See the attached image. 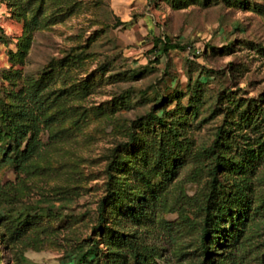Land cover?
Returning <instances> with one entry per match:
<instances>
[{
    "label": "rangeland",
    "instance_id": "rangeland-1",
    "mask_svg": "<svg viewBox=\"0 0 264 264\" xmlns=\"http://www.w3.org/2000/svg\"><path fill=\"white\" fill-rule=\"evenodd\" d=\"M0 36V106L35 84L42 102L37 153L23 171L0 163V264H75L92 244V264H260L264 154L242 180L217 171L246 211L216 218L207 149L221 127L233 162L264 139V0H0ZM164 37L182 49L158 54ZM152 112L181 144L173 173L136 217L105 209L97 225L113 155L139 168L138 144L166 129ZM207 204L219 224L205 249Z\"/></svg>",
    "mask_w": 264,
    "mask_h": 264
},
{
    "label": "trees",
    "instance_id": "trees-1",
    "mask_svg": "<svg viewBox=\"0 0 264 264\" xmlns=\"http://www.w3.org/2000/svg\"><path fill=\"white\" fill-rule=\"evenodd\" d=\"M154 40L153 46L156 47L158 54L167 53L173 49H182L177 43L170 42L167 37ZM0 42H3L1 36ZM38 91V84L32 85L30 89H26V92L14 94L11 97V104H8L7 107L0 106V141L2 139L7 141L6 144H0V163L9 162L15 170L23 171L31 157L37 153L39 145L37 138L40 123L39 110L42 104L39 96H37ZM149 116L158 127L164 126L166 129L160 130L157 142L151 141L145 144L142 141L138 144L135 153L140 164L139 168H133V164H131V167L125 166L127 160L124 159L121 153L113 155L106 171V194L98 205L100 216L97 225L103 219L105 209L109 210L110 213L121 211L130 217H134L136 215V205L153 198L155 196L153 194L155 187H163L164 182L168 181L173 173L174 158L172 157H176L174 155H177L176 150L180 148L181 144L176 138V134L172 133L173 127L171 123L166 127L162 116L155 114V112L150 113ZM222 131V127L217 129L212 145L207 149V156L214 161V164L208 169L210 176L208 197L211 199L214 196L215 202L213 205L215 211L218 212V215H214L216 218L218 216L232 219L238 213L245 214L246 210L234 212V208L244 203V194L242 188L235 182L230 184L227 195L219 192L218 189L221 185L217 180V171L222 168L224 171L226 170L239 176L240 180H242L243 174L254 168L257 159L264 154V139L257 142L254 148H243L238 154L241 158L233 162L230 158L226 159L223 152L219 149L223 140ZM138 141L139 139L132 134L127 142H122L120 145L127 146L129 143ZM126 171L130 172L134 186H130L125 179L119 177L118 174L122 175ZM157 175L159 179L154 181L153 179ZM203 210L206 216L201 235L207 241L204 243V247L208 249L210 237L218 241L217 236L214 235L219 222L214 220L211 225H208L209 217L213 214L210 213L208 204ZM232 212H234V215H232ZM100 229L101 227L99 226ZM115 233L110 232L108 228L102 232L103 241L110 246V249L119 247L122 234L118 231ZM96 248L97 246L92 244L91 247L87 248L76 258L75 264H92L94 262L93 259L96 257ZM137 263L149 264L143 254H140ZM260 264H264V253L261 256Z\"/></svg>",
    "mask_w": 264,
    "mask_h": 264
}]
</instances>
